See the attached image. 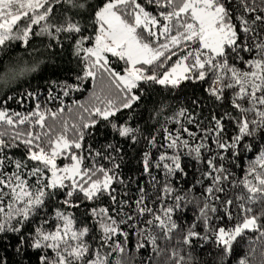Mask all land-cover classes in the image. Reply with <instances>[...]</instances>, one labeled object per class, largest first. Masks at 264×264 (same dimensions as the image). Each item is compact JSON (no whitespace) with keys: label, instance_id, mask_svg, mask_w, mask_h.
Instances as JSON below:
<instances>
[{"label":"snow or ice","instance_id":"1","mask_svg":"<svg viewBox=\"0 0 264 264\" xmlns=\"http://www.w3.org/2000/svg\"><path fill=\"white\" fill-rule=\"evenodd\" d=\"M37 38L49 50L67 41L76 71L52 81L59 93L50 87L43 104L27 92L35 101L28 111L7 107L12 96L0 102V264L32 254L36 264H137L129 229L143 238L136 253L150 246L139 264H196L197 240L216 246L205 264H264V0H0V50ZM34 71L18 60L0 81ZM188 82L205 84L221 109L207 126L186 108L161 122L159 100L137 110L157 86L175 91ZM89 83L87 100L64 102ZM102 122L108 139L97 149L86 140ZM121 141L143 144L139 176L121 175ZM248 153L254 158L236 181L230 168ZM186 157L205 166L197 169L199 197L176 187L188 175ZM85 203L93 206L78 218L73 210ZM189 204L196 215L185 227L178 213Z\"/></svg>","mask_w":264,"mask_h":264},{"label":"trees","instance_id":"2","mask_svg":"<svg viewBox=\"0 0 264 264\" xmlns=\"http://www.w3.org/2000/svg\"><path fill=\"white\" fill-rule=\"evenodd\" d=\"M89 34H91V31ZM47 44V40L42 41L39 38L33 39L27 47H25L20 42L13 41L6 49L0 50V75L4 74L7 65L15 64L18 60L23 63H27L30 66H36V71L29 73L26 76H21L15 80H8L7 82L0 81V102L7 99L8 96H12L13 99L8 101L7 104V107L10 109L20 112H25L32 109L34 107L35 101L25 95L27 92L40 93L39 99L43 104L48 95L50 87L52 88L53 94L59 93V89L51 84L52 81H63L65 79L74 77L76 71L75 60L71 55V48L68 42H65L64 49L54 48L49 50L47 48ZM204 87H206L205 84H192L191 82L183 84L180 89L175 91L162 89L157 86L152 92L151 96H148L147 94L145 95L142 105L138 107L137 110H141V108L146 105L151 111L154 107L153 101L159 100L162 104L166 105L163 113L159 117L161 122H163L168 117L176 115V113H178L181 108H186L189 112H193L198 115L199 119L203 121L201 124V127L203 128L208 125L212 111H215L217 115H219L221 111V109L216 107L214 103L207 97L206 93H204ZM91 91L92 85L90 83L86 84L84 91L74 93L69 97H63L64 102L69 106H71L73 100L83 102L87 100ZM197 97L203 101L199 107L193 105L192 103V101ZM21 99H23V104L18 103V101ZM227 103L228 102L226 100V106ZM49 106L56 108L59 106V102L54 101ZM120 115L126 117L127 113H122ZM153 115H155L154 112ZM152 123H156V121H152ZM184 123L185 126L189 127L193 132H196V128L193 125L187 124L186 121H184ZM166 126L170 130H175L178 127V125L174 122H169ZM227 128L229 134L231 135L234 131L233 126L229 123L227 124ZM94 132L95 136L87 138L86 143L92 144L94 148L99 149L107 142L108 139V132L103 122L96 130H94ZM121 144L123 146L124 155V160L121 165V175H123L126 179L139 176L141 171L139 160L141 151L143 149V144L130 145L124 141H121ZM19 155L20 154L17 153V156ZM155 155L156 154L154 153V156ZM251 158H254V154L248 153L247 158L243 159L242 162H238L240 164L239 167L230 168V170L234 173V179L236 181H239L243 178L248 165V159ZM67 162L68 161L66 160L60 161V163ZM183 163L186 165L185 170L187 171L188 175L187 177H177L178 184H176V187L181 193L187 192L191 187L192 191L189 193V196L195 195L199 197L200 193L203 191V188L201 185L195 183L196 180L200 178V172L197 169L203 170L205 166L203 164H197L195 161L187 157L184 159ZM225 163L228 164L229 162L226 161ZM207 183L208 181H204V186H206ZM193 185L195 186L192 187ZM115 187H117L118 190L123 189L122 185H115ZM129 187L134 194L135 185L129 184ZM149 191H152L151 188H149ZM237 192L238 189L232 188L229 191V195L235 196ZM75 199L79 200L80 197H75ZM167 202L170 203L171 201L169 200ZM108 203L109 201L107 199L102 202H97V204ZM91 206L93 205L85 203L81 208L75 209L73 211L78 218H82V213H85ZM178 215L183 216L185 227H187L193 222V218L196 215V206L194 204H189L185 209L178 213ZM236 222V219H233L231 222L225 219L222 223L223 225L230 226ZM202 228L203 226L201 225L197 230H202ZM129 233L130 234L127 241L129 254L137 255V264H139L140 260H147L149 257L150 246L145 247L144 249L140 250L139 253H136L135 246L138 242L142 241L143 238L133 233L130 229ZM253 235V233H249L248 236L236 246V259L243 256L248 250L249 240ZM119 239L123 240V237H120ZM194 244L196 246L194 252V255H196V264H205L206 261H210L215 257L216 246L211 240H197L194 241ZM15 259L20 258L16 257ZM23 264H36L35 254L31 255V259H25ZM233 264H236L235 260H233Z\"/></svg>","mask_w":264,"mask_h":264}]
</instances>
